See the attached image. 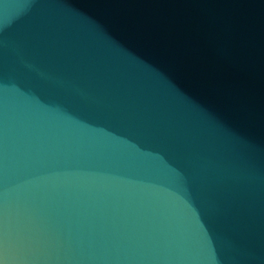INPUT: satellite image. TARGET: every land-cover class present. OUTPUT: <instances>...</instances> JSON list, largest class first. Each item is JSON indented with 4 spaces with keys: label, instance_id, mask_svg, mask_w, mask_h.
<instances>
[{
    "label": "water",
    "instance_id": "obj_1",
    "mask_svg": "<svg viewBox=\"0 0 264 264\" xmlns=\"http://www.w3.org/2000/svg\"><path fill=\"white\" fill-rule=\"evenodd\" d=\"M0 264H264V0H0Z\"/></svg>",
    "mask_w": 264,
    "mask_h": 264
}]
</instances>
